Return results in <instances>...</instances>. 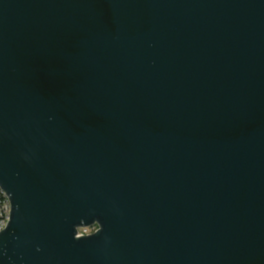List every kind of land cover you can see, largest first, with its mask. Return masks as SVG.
<instances>
[{"label": "water", "instance_id": "95a60500", "mask_svg": "<svg viewBox=\"0 0 264 264\" xmlns=\"http://www.w3.org/2000/svg\"><path fill=\"white\" fill-rule=\"evenodd\" d=\"M0 188V264H264V0H0Z\"/></svg>", "mask_w": 264, "mask_h": 264}, {"label": "built area", "instance_id": "2783aa9c", "mask_svg": "<svg viewBox=\"0 0 264 264\" xmlns=\"http://www.w3.org/2000/svg\"><path fill=\"white\" fill-rule=\"evenodd\" d=\"M11 202L7 194L0 188V233L3 232L9 222L11 215ZM99 227L94 225L89 228H82L78 230V236L92 235L97 232Z\"/></svg>", "mask_w": 264, "mask_h": 264}]
</instances>
